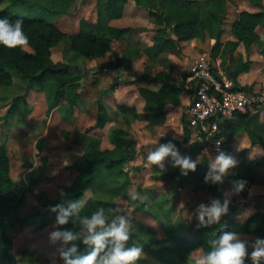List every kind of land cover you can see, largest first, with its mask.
<instances>
[{"label":"trees","instance_id":"obj_1","mask_svg":"<svg viewBox=\"0 0 264 264\" xmlns=\"http://www.w3.org/2000/svg\"><path fill=\"white\" fill-rule=\"evenodd\" d=\"M10 1L12 5L23 4L25 11L10 12L8 8H0V17H8L10 20L21 18L24 21V32L28 36L25 43L30 50L23 48V45L7 47L0 44V86L8 87L14 83L13 73L27 81V89L40 87L47 89L46 83L50 80L56 81V88L53 93L54 101L49 108L59 106L63 101L68 105L69 115H73L74 107L80 99L79 89L84 76L83 70L71 72L67 69L57 68L52 60V48L60 43H66L71 51L86 59L105 57L112 54L117 64L111 63L110 67L117 69L118 65L127 66L128 58L144 52L150 60H156L160 55L169 51H179L180 43L190 39L211 38L215 40L212 52L227 53L243 43L247 49L256 46L260 54L264 55V40L257 30H264V0H245L250 2L259 10L256 12L242 11L233 23L232 33L235 41L224 43V24L228 15V0H132L139 8L146 10L149 16L157 25L153 38V45L146 49L127 50L125 54L119 55L112 51V41L122 38L131 28H116L110 25L111 21L123 17L126 5L130 0H98L97 21L95 23L86 19L80 22V30L77 34H69L61 31L56 25L45 17L33 15L30 11L35 6L45 9H52L50 12L57 16L68 14L69 8L74 0H42L43 2H31L30 0H0V7ZM30 10V11H29ZM173 34L177 38H173ZM250 61L245 64L242 58L239 63L228 71V77L237 83L238 76L249 68ZM151 71L146 70L145 75L151 78L152 82L162 80V76H152ZM185 82V81H184ZM184 82L163 83L158 89L140 87L139 92L145 100L147 114L141 116L135 110L121 107L125 115V121L130 125L132 119H146L151 123H163L166 119L164 106L171 101H176ZM114 85L106 93L112 91ZM25 101L24 96L14 99L13 107L8 110L7 118L15 111L20 102ZM110 117L107 108L99 102V116L97 127H103ZM220 136L226 138L225 150L233 154V138L240 133H247L251 144L261 145L264 149V122L258 115L237 114L231 119H220ZM184 143L191 141V130L186 118L183 119ZM85 153L76 162L74 167L79 174L73 184L63 186L67 193L61 197L60 192L56 200L47 202V211H35L26 215L20 214V206L24 199L25 187L14 180L12 176L11 160L6 147L7 142L0 146V264H16L14 254V241L9 230L17 226L35 225L39 229L55 223L57 213L51 210V206L65 202L68 199L79 200L82 204L81 215L90 214L99 207H103L111 217L109 209L114 208L116 199L123 197L129 201L132 212L141 211L148 207L146 201H132L128 198V191L133 187V179L127 167L135 161L137 154V138L128 129L115 127L110 132L112 149H102L100 139L86 136ZM200 142L190 143V151L194 158L201 157L202 162L197 168L189 170L188 175H182L180 169H176L168 177V180H177V190L190 188L193 191L203 190L212 194L213 198H220L223 201V193L226 187L231 188V180L244 178L248 181L245 189L240 193L247 198L252 185L255 182L257 172L264 168V158L255 159L248 164L240 163L235 167L233 173L226 176L222 184L205 183L204 176L208 171V158L203 154ZM245 154V151L242 152ZM91 193L90 196L88 193ZM177 193V192H176ZM89 196L88 198H86ZM229 211L222 216L219 223L199 227L195 240L182 237L179 232L184 222L162 221L161 226L167 233L166 239H159L154 230L141 222L133 226V232L129 243H140L144 252L150 259L141 258L144 264H194L189 254L199 249L202 252L209 247L210 239L221 230L227 229L236 231L239 234L252 235L248 240L249 256L246 257V264L249 262L250 252L257 237H264V208L250 216L244 223L237 221L238 203L231 198ZM84 201V202H82ZM56 224V223H55ZM57 228H69L79 231L81 225L70 220L67 225H57ZM63 248L78 245V253L85 254L91 250L89 245L83 243L82 236L75 241L65 244L58 240ZM152 258V259H151ZM154 258V259H153ZM264 264V261L261 262Z\"/></svg>","mask_w":264,"mask_h":264},{"label":"crops","instance_id":"obj_2","mask_svg":"<svg viewBox=\"0 0 264 264\" xmlns=\"http://www.w3.org/2000/svg\"><path fill=\"white\" fill-rule=\"evenodd\" d=\"M93 6L95 11H86L83 17L95 23L97 21L95 1ZM251 8L248 7L246 11H257ZM110 25L116 28H131L130 32L122 38L112 41V51L119 55L125 54L128 49L134 50L136 48L143 50L149 48L154 43L153 38L156 33L157 25L149 16V13L139 8L132 0L126 5L123 17L111 21ZM79 30L80 23L79 29L74 31L75 34H77ZM173 38L176 39L177 36L173 34ZM222 41L224 43L235 41L232 33V26L228 29L226 27V22L224 24ZM214 44L215 40L211 38H206L205 40L194 38L182 41L179 51L166 52L160 55L156 60H150L146 54L142 52L141 56L137 55L134 57V55H132V58H128L127 66L119 64L117 69L110 67L111 63L117 64V62L112 59L111 53L107 54L105 57H100L89 62V72L94 75L88 77L86 74L85 77L83 76L79 89V92L83 93V95L81 100H79L78 104L74 107V116L71 117L72 119L69 122L63 121L59 113L60 105L49 110L47 101L42 97L40 100L41 102L44 101L41 105L44 114H42L39 119L33 121L34 128H36L35 131L38 132L36 141L34 143L27 141L22 143L18 141V139L14 141L12 137H9V141H6V147L9 152L11 148L17 151V155L13 158L14 161H17L21 155L23 156V159L20 160V176L23 178L28 176L30 178L31 174L45 173V170L49 169L51 172L48 173L47 171V175L51 178L50 180H55L56 183H60L64 179H70L73 183L79 174L74 167L75 162L84 155V147L86 146L85 141H76V134L78 132L84 133L86 130L92 129L89 135H93L100 139L101 148L112 149L113 145L110 142V132L115 127L128 129L138 140L136 149L138 157L130 166V175L132 179L134 171L131 167L134 165L139 166L143 164L147 169H151L152 174L157 172V167L146 159L149 151L158 147L159 144L169 141L174 142L179 149L187 145L183 141V119L186 118L188 121L187 111L193 101V91L185 86L184 81L188 75L189 66L197 57L207 54L211 58L216 72L223 77H228V71L239 63L240 58H242L244 64L250 61L249 68L238 76L237 83L242 87L252 89L264 87V55L259 53L256 46H251L250 50L247 51L245 45L240 43L237 48L227 53L223 52V48L221 52L213 53L212 49ZM55 48L56 47L52 48V54H54ZM62 54H60L55 61H65L64 54ZM149 61L155 66L150 74L152 76L160 74L163 77L161 81L153 83L151 78L148 77L147 74L145 75L146 65ZM170 81L177 83L184 82V86L177 96L176 101L168 102L164 106V111L166 113L164 122L158 124L151 123L149 120L143 118L132 119L130 116L127 118L130 120V125H128L125 121V115L120 110L121 107L135 110L143 117L147 114L145 100L141 96L139 88L145 86L158 89L163 83ZM112 85H114L115 88L106 93L105 91L109 90ZM35 97L37 98L35 90H31L26 100L27 112L31 110V103L32 100L36 99ZM99 102L107 108L110 119L103 127L96 126L95 128L94 125L97 124L99 116ZM28 107L31 108L28 109ZM259 117L264 122V117ZM28 131L29 128L27 129V132ZM193 142L198 141L191 131V141L188 144L190 145V143ZM232 150V156L238 161L235 167H239L241 162L248 164L252 160H261L264 158L263 147L261 145L253 146L248 134L245 132L233 138ZM243 151H245V154H242ZM9 157L12 169L13 160L11 154H9ZM165 164L167 168H172L167 159L165 160ZM147 169L145 171H148ZM260 170L257 172V175L259 172H262V170ZM257 175L247 198L242 197L240 193H232L230 196V199L234 198L238 203V214L236 219L240 223H244L255 213L256 201L254 197L264 195V184L257 183ZM72 183H68V185ZM184 189L185 191L188 190L192 192L193 196H207L209 194L203 190L193 191L188 188ZM230 189L231 188L226 187L225 192H229ZM248 211H251V215L245 217L243 214ZM239 236L249 235L239 234Z\"/></svg>","mask_w":264,"mask_h":264},{"label":"rangeland","instance_id":"obj_3","mask_svg":"<svg viewBox=\"0 0 264 264\" xmlns=\"http://www.w3.org/2000/svg\"><path fill=\"white\" fill-rule=\"evenodd\" d=\"M30 1L43 2L44 0ZM94 1L97 8L98 0H74L69 8V13L62 14L60 16L50 12L52 9H45L37 5L29 11L35 16L45 17L51 20L61 31L69 34H75L74 31L79 29L81 19H84V13L86 11H95L93 6ZM247 2L248 1L245 0H228V15L226 19V27L228 29L233 26V23L238 18L239 13L246 11L248 7H253L257 11L259 10L250 2ZM0 8H8L10 12L27 10L25 5L18 4L17 6H14L10 1L5 2ZM257 32L264 40V30L259 29ZM23 48L30 50L27 44H23ZM62 53L64 54L65 61H55ZM52 56L54 58H52V60L57 68L67 69L71 72L83 70L84 77L86 74L88 77L90 75H94L89 72L90 68L88 67V64L98 58L86 59L80 57L75 52L71 51L70 47L64 42L60 43L55 48ZM146 66L145 70L149 71L155 68V66L151 64V61H149ZM13 77L14 83L11 86H0V143L2 145L4 142L9 141V137H12L14 141L18 139V141H21L22 143L26 141L34 143L37 139L36 136L38 135V132L35 131L36 128H34L33 121L39 119L40 116L44 114L43 107H41L44 101L41 102L40 98H45L48 106H50V104L54 101L53 93L56 88V81L50 80L47 82L46 86L48 88L45 90L41 89L39 86L33 89H27L26 80L20 78L16 73H13ZM31 90H35L37 98L35 97L36 99L32 100V108L28 107V109L31 108V110L27 112L26 100ZM80 94L81 96L79 100H81L83 93ZM21 95L24 96L25 101L20 102L21 104H19L15 111L12 112L9 118H7L6 115L8 110L13 107L14 99ZM49 110L51 109L49 108ZM59 113L61 114L63 121L66 122H69L72 119L71 117L74 116V114L69 115L68 105L65 101L60 104ZM96 126L97 124L94 125L95 128ZM28 128L29 131L27 132ZM91 130L88 129L84 133L78 132L75 137L76 141H86V136L87 134H90ZM89 136L91 138L95 137L93 135ZM84 149L86 150V147H84ZM180 151L182 154L190 155L193 159H195L190 151L189 144L182 147ZM8 153L11 154L13 160L11 170L12 176L15 181L25 187L24 199L20 206L21 215H26L35 211H47V202L56 200L61 188L68 185V183H72V180L70 179H64L60 183H56L55 180H50L51 178L47 175V171L48 173L51 172L49 169L45 170V173L31 174L30 178L28 176L23 178L19 174V171L21 170L20 160L23 159V156L21 155L19 159L17 158L18 160L16 159L17 161H14L13 158L17 155V151L14 148H11ZM131 165L132 164H130V166ZM131 168L134 171V184L131 190L147 194L148 200L146 202L148 207L133 213L127 199L123 197L117 198L116 203L123 206L125 209V215H128L129 212L131 213L129 218L133 221V226H138L137 222H141L154 230L157 238L163 240L167 238V233L161 226L162 221L168 224L170 221L175 223L184 220L186 222H184L179 234L189 240H195L197 237V230L199 228L197 227L199 221L196 219L195 210L200 203L210 204V201L212 200L210 198H213L212 194L209 193L207 196H193L192 192L188 190L185 191L184 188L177 190V180H168V177L172 174L176 167L167 168L166 171H160L156 168L157 172L153 174L151 173V169H147L143 164L139 166L134 165ZM146 169L148 171H145ZM261 170L262 172H259L257 175V183L264 184V169ZM224 193L222 198H224ZM90 194L91 193L89 192L88 195L90 196ZM254 199L256 201V213L258 210L264 208V195L254 197ZM56 229L57 226L55 223H50L42 229H39L35 225H25L11 228L9 233L14 241V254L16 256V262L17 257H20L19 264H50V261L53 260L56 261V264H63V258L60 256V250L63 248L62 244L59 241L53 243L50 240L49 234ZM240 238L248 241L252 239L253 236H240ZM202 253L201 249L192 252L191 259L195 261V258ZM142 258L150 259L147 254ZM138 264L144 263L139 260ZM248 264H252L251 256L249 257Z\"/></svg>","mask_w":264,"mask_h":264},{"label":"clouds","instance_id":"obj_4","mask_svg":"<svg viewBox=\"0 0 264 264\" xmlns=\"http://www.w3.org/2000/svg\"><path fill=\"white\" fill-rule=\"evenodd\" d=\"M24 21L17 18L14 21L8 17H0V44L7 47L23 45L28 41L24 32ZM219 143V142H217ZM208 149H204L207 153ZM146 159L157 166L160 171H166L165 160L172 167H178L182 175H188L189 170H195L202 162L200 156L193 159L190 155L182 154L179 147L172 141L161 143L147 153ZM238 161L225 151H218L214 157L208 159V171L204 176L205 183L222 184L226 176L233 173ZM248 181L244 178L231 180V189L224 193L223 201L213 198L210 204L200 203L195 210L197 227L219 223L222 216L228 213L232 193H241ZM61 197L67 195L64 189L60 190ZM128 198L132 201H147L145 193L129 190ZM82 204L79 200L68 199L65 202L51 206L57 213L55 223L67 225L70 220L78 221L82 226L79 231L69 228H57L52 231L50 240L54 243L62 240L65 244L75 241L82 236L85 245L93 246L85 254L78 253V245L62 248L60 256L63 264H138L146 254L140 243H129L133 232V221L124 214L125 209L117 204L109 209L111 217L103 207H99L90 214L81 215ZM251 215V211L243 214ZM249 256V243L240 238L239 233L223 229L214 238L210 239L208 249L195 258L194 264H246ZM252 264H261L264 261V237H257L250 252ZM191 257V253L189 254ZM20 257H17L19 264ZM56 264V261H50Z\"/></svg>","mask_w":264,"mask_h":264},{"label":"built area","instance_id":"obj_5","mask_svg":"<svg viewBox=\"0 0 264 264\" xmlns=\"http://www.w3.org/2000/svg\"><path fill=\"white\" fill-rule=\"evenodd\" d=\"M185 86L193 91V101L187 111L188 125L203 152L208 149L204 153L208 159L218 151H225L226 140L219 135L220 119H231L237 114L264 117V87L238 86L233 79L216 72L207 54L200 55L189 66Z\"/></svg>","mask_w":264,"mask_h":264}]
</instances>
